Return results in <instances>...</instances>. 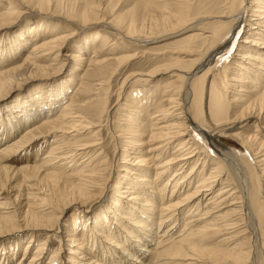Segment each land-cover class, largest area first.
I'll list each match as a JSON object with an SVG mask.
<instances>
[{
  "label": "bare ground",
  "instance_id": "bare-ground-1",
  "mask_svg": "<svg viewBox=\"0 0 264 264\" xmlns=\"http://www.w3.org/2000/svg\"><path fill=\"white\" fill-rule=\"evenodd\" d=\"M7 1L9 8H4L5 11H1L0 8V30L15 24L19 17L26 13L23 14L22 11L29 7L33 11L39 10L40 13H45L37 22L44 34L35 33L34 27L24 31L21 28L15 36L16 42L13 43L14 39H10V43L13 44H29L31 51L26 54L20 66L11 69L0 68V96L23 86L30 79L57 74L64 68L69 58L75 67L66 83L68 86L72 85L75 78H78L77 82H79L77 85L79 88L74 92V96H70L72 98L69 104L64 105L56 116L53 113L56 101L54 102L55 98L50 97L52 95L38 99L37 104L43 105L47 110L35 116L33 114L28 124L37 122L40 118L41 124L32 127L27 124L24 136L8 144L3 143L1 145L3 150L0 151L3 152L0 154V179H13L18 175L9 174L10 169L3 165L7 162V158L40 140L48 142V138L53 139L49 154L47 153V157L41 160L43 164L40 161L39 165L35 164L36 167L24 168L20 173L24 180L33 179L39 180L40 184L45 183L49 194L46 196L49 199L42 202L48 203L47 209L28 203L27 211L20 214V217L13 212L9 217L0 216V234L49 230L55 235L53 228L55 224L57 227L62 226L59 221L70 210V205H78L83 199L87 200L96 186L107 190L105 178L107 160L104 162L102 153H99L101 150L97 149L100 145L96 144L98 140L83 143L75 141L70 148L68 145L70 142L61 143L72 133H77L74 136L76 140L81 130L92 129L91 137L99 136L97 134L99 132L94 131L101 127L100 119L104 113V104L101 106L95 104V107L88 101L90 93L95 90V87L89 83L99 81V77L103 75L109 63V59H102L103 52L98 46V43L107 37L101 32H88L89 34L82 37L81 42L69 47L66 45L67 42L72 41L76 36L69 26L73 22L82 26L89 22L95 24L102 22L106 25L116 22L106 16L100 17L98 9L101 7L99 8L94 0H57L56 5L50 4L52 0ZM64 2L66 7L71 3L70 11L63 10ZM186 2L187 0L185 4L178 3L179 5H175L177 9L169 10L166 15L162 13L160 16L148 17L147 34H149L145 37L146 41L134 40L136 36L140 37L146 33V28L145 22L139 25L133 18L127 23H122V32H124L122 35L125 34L130 40L146 44L151 41L152 35H159L176 27L192 25L190 28L197 31L199 26L194 25L197 24V10L192 20L187 10L189 3ZM151 4L153 3L149 2V5ZM171 4H164L161 10L168 9V5ZM223 4L225 9L221 17L204 16L198 19L203 29H207L201 30L199 39L202 43L199 47L188 46L196 42L197 36L181 42L187 49L182 48L177 54L184 55L185 59H176L174 63L176 66H181L175 70L177 81L170 86L172 89L166 96L167 104L160 102L159 106L153 109L150 97L141 99L136 93L138 90L130 91L126 99L134 107L132 116L126 119L130 137L128 143L124 145L121 170L112 186L109 204L102 210L105 215L94 219L90 216L83 217L82 214L88 213V210L80 204L72 216L74 224L80 223L77 228L64 225L68 232L67 237L71 240L72 247L76 249L68 252V255L73 257L68 256L63 260L61 258L63 247L60 245L49 258L48 264H264V170L259 168L264 167V140L259 141L257 135L252 134L250 130L252 127L247 129L253 123L251 119L259 124L264 115L263 97L257 98L258 95H253L264 84V69L261 67L264 66V39L256 40L257 36L262 37L261 32L264 29V0H225ZM21 6L24 7L23 10ZM52 25L54 28L50 29L49 26ZM242 28L248 37L242 41L243 46L240 47L236 60L242 66L247 62L248 67L238 65L232 70L234 72L225 67L223 80L214 83L213 87L216 91L217 89L221 91L219 97L225 98L227 91L224 88L228 87V82H234L239 85L238 92L235 93L247 97L248 101L244 102L236 96L231 97L228 102L232 110L231 118H220L215 120V123H211L210 118H205L203 108L205 87L208 77L217 79L212 73L221 63L219 61L222 58L216 62L215 60L223 54L224 45L218 49L214 46L221 42L223 44L230 36L232 40ZM27 38H30V41H26ZM5 42L6 40L0 39V45L9 44L8 42L4 44ZM63 49L64 51L68 49L67 56L65 60L61 58L58 62ZM86 49L93 53L92 56L88 57ZM3 51L0 46V61L2 55V61L6 58ZM86 56L88 59H85ZM133 56L118 58L116 63L120 65L124 61L133 59ZM86 60L89 61L90 69L84 70V74L79 75L76 71L80 70ZM187 67L192 71L182 70ZM217 72L221 74L219 70ZM247 74H252L254 80L247 81ZM231 75H234L235 79H232ZM252 88L254 91L251 90ZM146 89L143 88L139 94ZM147 91L149 94L151 90L147 89ZM219 108L215 111L220 114ZM125 109L122 108V111ZM191 115L197 120L193 126L210 142L212 151L211 149L201 151L200 144L193 136L194 128L190 127ZM231 137L240 140V149L235 146L231 149L222 146L221 143ZM129 150L133 153L131 154ZM243 152H246V155ZM130 155H134V160ZM67 166L69 167L66 169ZM61 186L67 190L66 196L62 198L57 197ZM2 187L5 188L4 185ZM30 196L36 195L31 193ZM17 199L15 202H18ZM25 205L26 203L22 205L23 208ZM79 219L83 220L77 221ZM238 227H241V230L234 236L215 243L221 233ZM176 229L178 231L175 232ZM29 238L30 243L35 241L34 235ZM231 239L239 240L233 248L227 246ZM47 245L48 243H43L37 247L29 264L39 262L37 259L46 254L44 248ZM29 247H26L23 257L27 252L29 253ZM93 248H98L99 251L96 252Z\"/></svg>",
  "mask_w": 264,
  "mask_h": 264
},
{
  "label": "rangeland",
  "instance_id": "rangeland-1",
  "mask_svg": "<svg viewBox=\"0 0 264 264\" xmlns=\"http://www.w3.org/2000/svg\"><path fill=\"white\" fill-rule=\"evenodd\" d=\"M94 1L96 4L98 3L99 8L101 7L100 9H98L100 12L99 13L100 15L99 14L98 15L100 17L106 16L108 19L112 21L114 20L116 24L114 22L109 23L107 24L109 27L108 28L107 25L105 23L103 24L102 22H96V24L95 22H89L83 26L79 25L77 22L76 23L73 22L70 24L71 26H69V29H71V32L76 34V36H75V39H73L72 41L70 42L68 41L66 45H68L69 47L75 46L76 43H79L83 40L84 36L89 34L88 32H92V31L101 32L103 36L107 37L106 39L104 38L100 43H98V46H99V49L101 48V51L103 52L102 56L104 58L102 59H105V58L107 60L109 59V63L106 66L107 67L106 69L108 70L106 69L104 70L103 75L99 77V81L95 83L93 82L89 83L90 85L95 87V90H93L90 93L88 101L90 103L92 102L94 105L99 104L101 106L102 104H104L103 105L104 113L102 114L101 119H100L101 127L95 129L96 131H94L95 133L99 132L97 133L99 134V136H96L95 138L91 137L92 129L88 131L81 130L79 131V134L76 140L74 139V136H76L77 133H72L71 136L73 137L70 136L67 139H64L61 143L64 144L65 142L66 143L70 142L68 144L70 148L75 144V141L79 143H83L85 141L93 142V140H98L96 144H100V145H98L97 149L101 150L99 151V153H102L101 157L103 158L104 162H106L107 160L106 162L107 166L105 167V178L107 180V190L96 186V189L92 190L91 195H89V198H87V200L83 199L80 203H78V205H70L71 206V208H69L70 210H68L64 214L63 218L60 219L61 221H59L60 223H62V226L59 225L60 227L59 226L57 227L55 224V227L53 228L55 235H53V232H50L49 230H42V231L26 230V231H22L18 233L9 232L7 234H0V256H1L0 264H29L30 261L32 260V257L35 254L34 252H36L37 247L43 243H48V245L44 248L46 254L40 257L39 259H37L39 260L37 264H48L49 258L54 253V251L59 248L60 245L63 247V250L61 251L62 253L61 258L63 260L67 259L68 256L73 257L70 254L68 255V252L74 251L76 249L75 247H72L73 244L70 243L71 240L67 237L68 232L67 230H65L66 228L64 227V225L66 224V225H70L72 228H77V226L80 223L74 224V221H73L74 219L72 220L73 218L72 216H74V214L76 213L75 211L78 209L80 204H83V207H85L88 210V213L82 214L83 217L90 216L91 219H94L95 217L98 218V216L105 215L104 212L102 213V210L104 209V207H107L109 204L110 196L112 194V186L116 182L117 175L120 173V170H121L120 167L122 163V156L125 150L124 145L128 143V140L130 137V134L128 133L130 129L128 126H126V123H127L126 119L132 116L131 112H134L133 110L134 107H133V104L132 103L130 104V102H127L126 99L128 95L132 92L131 90L133 89L138 90V92L136 93L140 95L141 99H144L145 97L147 98L150 97V102H151L153 109H156V107L159 106L160 102H165V104H167L166 100L168 97L166 96L167 94H169L170 90L172 89L170 86H172L174 82L177 81L175 70L178 69L179 66H181V65L176 66L174 65V63L176 62V59L177 60L185 59L184 55L179 56L177 54L180 51H182L180 49L186 47V46L184 47L183 45L184 43H181V42L183 40L189 39L190 37L197 36V40L196 42H193V45L192 44L191 45L187 44V45L190 47H194L195 45H197L199 47L202 43V40L199 39V36L202 33L201 30H207V29H203L204 27H202L203 26L202 24L201 25L199 24L200 22L198 19L203 18L204 16H206V18L208 16H209L208 18H211L213 16H214L213 18H219L222 16L221 13L225 9L223 8L224 6L223 2H225V0H187L186 4L189 3L187 4V7L189 8V9L187 8V10H189L188 12H189L190 17L192 16V20L197 10V24H194V25L199 26L197 27V31L190 28V26L192 25L190 26L187 25L188 27L186 26L183 28L176 27L167 32H163L159 35L154 34L151 36L153 38L150 39L151 41L149 43L142 44L137 41H133V40L126 38L125 34L122 35V33H124L122 32V23H127L131 21L132 18L136 19L139 25L140 24L142 25L145 22V28L147 29V30L145 29L146 33L140 35V37L136 36L137 39L135 37L134 40L141 39L142 41L144 40L146 41L145 37H148V34H149V33L147 34V32L149 31L148 17L160 16L162 15V13H165L166 15L169 10L174 11L177 9L175 5H179L181 4V2L185 4L186 0H146V1L145 0H114V1L94 0ZM149 2L153 4L149 5ZM0 3H1L0 5L2 4L4 5L3 7L0 6L1 11H5L4 8L6 9L9 8L8 7L9 4L7 0H2ZM56 3H57V0H52L50 4L56 5ZM168 3L169 4L172 3L173 5L172 4H171L172 6L168 5L169 8L166 10L165 9L161 10L162 6ZM70 6H71V3L68 4V6L66 7L65 2L62 5V7L64 8L63 10H68V11H70ZM102 6L104 7V9ZM23 8L24 7L21 6L22 10ZM219 8L221 9V11L218 12L217 10H220ZM50 11L52 13L51 7H50ZM102 12L104 13L102 14ZM214 12L216 13V15H214L215 14ZM22 13L23 14L25 13V14L22 15V17L20 16L19 20H17L15 24L11 25L10 27L6 29L0 30V39H3L4 41L6 40V42L9 43L8 45H0L1 48L4 49L3 51L5 52L4 54H6L5 60L2 61L3 55L1 57V61H0L1 69H11V68L20 66L23 62V59L26 57V54L29 51H31L30 50L31 46L29 44L28 45L27 44L21 45L20 43L13 44L16 42L15 36L21 28H22V31H24L25 29L34 27L36 28L35 33L44 34L43 29H41L38 26L37 22L42 19V17L40 16H42V14H45V13H40L39 10L33 11L29 7L25 8V11L23 10ZM206 13L207 15H205ZM218 13H220L221 15ZM47 15H50V14H47ZM145 18L147 21L146 20L144 21ZM110 24L112 26H110ZM54 25H52L53 27L49 26V28L50 29L54 28ZM261 33H262V37L257 36L256 40L264 39V29H263V32ZM231 37L232 36H230L229 39L223 42V44L221 42V43H217L214 46V48L216 47L218 49L220 47H223L224 45L222 49L223 54L218 56L217 59L215 60L216 62L222 58L219 61L221 63L217 66V70L212 73V76L216 75L217 79L216 78L214 79L213 77L211 78L208 77L206 87H205L206 96L204 99L203 108L205 111V118L206 117L210 118L209 121L211 123H215V120L217 121V119H220V118L222 119L231 118L232 110H231V106L228 104L229 99L231 97L236 96L237 98L240 97L244 102L248 101L247 97H241L243 96L242 94L235 93V92H238L237 87L239 85L238 84L236 85L234 82H228V87L224 88V90L227 91V95L225 98L219 97L221 91H219L218 89L216 91V89H214L213 87L215 86L214 83L217 84L220 82V80H223L222 76L224 77V74H225L224 71L226 70V68L227 70L229 68L232 71L234 70L236 66L238 65L242 66L240 65L238 60H236V57H238L239 55V51L241 50L240 47L243 46L242 41L245 40V38L248 36L244 33V30L242 28L241 32L239 31L237 35L235 36V38L231 40ZM10 39L11 40L14 39L12 41L13 43H10L11 41ZM26 41H30V38H27ZM6 42L4 44H6ZM86 50L88 51V49ZM62 51L63 52H61V57L60 59H58V62L61 60V58L62 60H65L66 58L65 56H67L66 54L68 52V49H65V51L63 49ZM70 53H73V52H70ZM70 53L69 55H71ZM92 54L93 53H91L90 51L87 52L88 57L92 56ZM129 55L130 56L132 55L133 59L131 58L129 59L130 61L129 60L124 61L120 65L116 63V59L121 58L123 56L124 58L126 56L130 57ZM88 57L86 56L85 59H88ZM85 62L86 63L80 68V70L76 71V73H78L79 75L84 74L85 72L84 70H87L89 68V65H90L89 61L86 60ZM246 64L247 62L242 67L244 68L248 67V65ZM257 65L260 66L261 64H257ZM114 66L116 67V69ZM158 66H160V68ZM74 67L75 65L72 64V61H70V58H69V61L66 62V65L64 66V68L57 74L46 77V78H38L40 81H35V80H38L36 78L30 79V81L24 83L23 86L14 88L13 90H10L11 91L10 93L0 96V151L3 150L1 149V145L3 143L8 144L9 142L13 140H18L21 136H24V133L27 130L26 125L28 124V121L32 118L33 114L35 116V114L41 113L47 110V108H45L43 105L37 104L36 101L38 99L45 98V95H52L50 97L55 98L53 99V101L54 102L56 101L55 108L53 109V113L55 116L58 115V113L60 112L61 108L64 105H67V103L69 104L70 99L72 98L70 96H74L75 94L74 92H76L77 89L79 88L77 86L79 85V82H77L78 78H75L74 80L75 82L70 86H68V84L66 83V80L70 78L71 73L74 71ZM182 67H186V66H182ZM261 67L264 69V66H261ZM182 70L192 71L190 67L182 68ZM218 70L220 71L221 74L217 72ZM254 70L255 69H253V71ZM136 71L138 72L140 71V73L138 72L136 73ZM132 73L134 74V76ZM107 75L108 77H106ZM126 75L128 78L126 77ZM146 77H149V78H146ZM231 78L235 79V76L231 75ZM247 78H248L247 81H251L252 79L254 80V78L252 77V74L251 75L247 74ZM124 79L125 81H123ZM234 84L236 86H234ZM35 86L37 87L33 89V87ZM145 87L148 90L149 89L151 90L149 94H148V91L146 92L147 89L143 93L139 94V92ZM260 88L261 89L263 88L262 91L260 89L258 92L254 93L253 95H258L256 96L257 98L263 97L264 99V84L263 86H260ZM67 90H69L68 93H67ZM251 90L254 91V88H252ZM253 99H256V98H253ZM122 108H126V109L122 111ZM217 108L221 110L220 114L216 113L215 110ZM222 115L226 117L224 118ZM37 120H38L37 122L29 123L27 126L32 127L35 125L37 126V124L40 125L41 118ZM191 120H192V123L190 127L191 129L194 128L192 130L193 136L196 139V142L200 144L201 151L202 152L209 151V149H211L212 151V148L210 147L211 146L210 142L204 137H202L203 135L200 134L199 131H197L195 126H193L194 123L197 122V120L192 115H191ZM251 120H253V123L250 124L247 127V129L252 127L250 129L252 134L257 135V138L259 141L264 140V115L259 121V124L258 122L254 121V119H251ZM261 123L262 125H260ZM233 133H239V132L233 131ZM2 139H3V142H2ZM52 141H53L52 138H48V142H46V140H44V142L43 140H40L39 142H36L32 144L31 146H27L24 149L20 150L18 153L10 156L9 158H7V162L3 163V165L6 168L10 169L9 174L12 173L13 175V173H15L18 176H16L13 179L12 178H9L7 180H4L2 178L0 179V216L9 217V214L13 212L16 214V216L20 217V214H24V212L27 211L29 207L28 203H32L30 205H34V206H39V207L43 206L41 207V209H47L48 203L42 202V200L49 199V197L46 196L49 194L47 193L48 189L45 188V185H44L45 183L40 184L39 180L34 181L33 179H29V180L27 179L28 181L24 180V178L20 175V173L24 171V168H28V167L33 168L39 165L40 161L42 159L44 160V158H46L47 155L49 154L48 152H50V148L52 146L51 144H53ZM239 141L240 140H238L237 138L231 137V138H226V140L223 141L221 144L225 148L231 149V148H234L235 146V147H238V149H240L241 146H240ZM242 150L244 151V149ZM129 151L131 154L133 153L132 150H129ZM2 153L3 152H1L0 154ZM243 153L246 155V152H243ZM130 156H132L130 158L134 160V155H130ZM41 163L43 164L42 161ZM68 167L69 166H67L66 169ZM259 168L261 170H264L263 166ZM165 180H163V182ZM163 182H161V184H163ZM3 185L5 188L2 187ZM65 192L67 193V190L63 189V186H61L59 188V195L57 197L62 198L63 196H66ZM31 193H33L36 196L31 197L30 196ZM15 199H17L18 202H15ZM24 199H26L27 201ZM23 200L26 203L24 208L22 206L23 204H25L23 203ZM55 215H57V213ZM82 220L83 219H79L77 221L81 222ZM240 228L238 227L231 231L228 230V231H225L224 233H221L220 237L216 238L215 243L220 241L223 238L234 236V234L237 231L241 230ZM176 231H178V229H176L175 232ZM88 232L91 235V231L89 230ZM155 232H156V228H155ZM32 235H34L35 241L33 243H30L29 237ZM61 241H62V244H61ZM231 242H229L230 245L229 244L227 245L229 248L231 247L233 248V246L236 245V243H239V240L237 241L232 240ZM49 244L51 245L49 246ZM27 246L30 249L29 250L30 254L27 252L26 256L23 257ZM94 251L97 252L99 250L98 248H96Z\"/></svg>",
  "mask_w": 264,
  "mask_h": 264
}]
</instances>
